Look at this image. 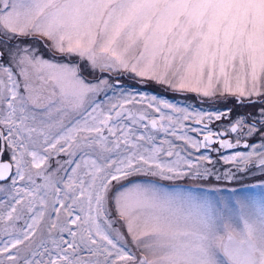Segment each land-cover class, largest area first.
Returning a JSON list of instances; mask_svg holds the SVG:
<instances>
[{"label": "snow or ice", "instance_id": "snow-or-ice-1", "mask_svg": "<svg viewBox=\"0 0 264 264\" xmlns=\"http://www.w3.org/2000/svg\"><path fill=\"white\" fill-rule=\"evenodd\" d=\"M104 73L258 112L102 103L119 87ZM254 169L264 0H0V264H264V201L238 199L233 218L159 183Z\"/></svg>", "mask_w": 264, "mask_h": 264}, {"label": "rangeland", "instance_id": "rangeland-1", "mask_svg": "<svg viewBox=\"0 0 264 264\" xmlns=\"http://www.w3.org/2000/svg\"><path fill=\"white\" fill-rule=\"evenodd\" d=\"M100 75V74H97ZM104 76L111 75L112 78L110 83L113 85H119L113 90H107L106 92H101L98 96V100L102 103H107L110 98L114 99L119 96L121 91L132 92L138 94H147L148 96L155 95L158 98L166 99L171 103H175L182 107H187L192 112H205V113H215L226 111L227 108L222 109L220 103L223 100H209L202 99L196 96L193 93H176L162 86L157 87L153 84L142 83L138 79H131L129 75L123 74L116 76L114 74L104 73ZM88 79H95L93 76H88ZM236 105L230 108L231 117L237 115H247L254 111L258 112V108H253L247 104L241 105L235 103ZM218 107V108H217ZM237 107V108H235ZM217 123V127L226 128L229 125L228 118L221 121H212ZM188 125H192V121L185 122ZM210 127L213 131H219L218 128ZM220 129V128H219ZM190 135H196L195 133H189ZM202 139V137H200ZM176 143H181L176 141ZM235 151V150H232ZM232 151L223 153L224 155H230ZM240 151H245L242 149ZM214 159L218 158L217 153H210ZM194 155H198L194 153ZM7 158V156H4ZM229 165L217 164L216 165V175L222 176L223 172L227 170ZM235 171V169H233ZM141 182H149L152 178L140 177L138 178ZM2 183V182H0ZM163 187L170 191L185 192L191 193L194 196L208 201L213 205H232L229 208L228 213L233 218L236 217L237 211L235 207V202L240 198H248L250 202H255L259 205L264 201V172H261L259 169H254L247 173L236 172V178L233 180H225L223 178L217 180L215 176L209 179H195L191 177H185L175 181H161L159 182ZM4 198V193L0 192V199Z\"/></svg>", "mask_w": 264, "mask_h": 264}, {"label": "flooded vegetation", "instance_id": "flooded-vegetation-1", "mask_svg": "<svg viewBox=\"0 0 264 264\" xmlns=\"http://www.w3.org/2000/svg\"><path fill=\"white\" fill-rule=\"evenodd\" d=\"M219 105H221V107H222V109H224V108H227V109H230V108H232L233 106H235L236 104H235V102L232 100V98H229V100L226 102V101H223L222 103H220ZM218 108V107H217ZM235 108H237V107H235ZM212 122H210V124H211ZM210 126V125H209ZM229 126V125H228ZM212 127H215V128H218L217 127V123L216 122H213L212 123ZM220 128V129H219ZM218 128V130L219 131H222L224 128H222V127H219ZM233 136L235 135V134H232ZM243 148L241 147L240 149H237V150H242ZM229 151H232V150H223V153H225V152H229Z\"/></svg>", "mask_w": 264, "mask_h": 264}, {"label": "trees", "instance_id": "trees-1", "mask_svg": "<svg viewBox=\"0 0 264 264\" xmlns=\"http://www.w3.org/2000/svg\"><path fill=\"white\" fill-rule=\"evenodd\" d=\"M149 84H153V85H155V86H157V87H161L162 88V86L161 85H157V84H155L154 82H148Z\"/></svg>", "mask_w": 264, "mask_h": 264}, {"label": "water", "instance_id": "water-1", "mask_svg": "<svg viewBox=\"0 0 264 264\" xmlns=\"http://www.w3.org/2000/svg\"><path fill=\"white\" fill-rule=\"evenodd\" d=\"M4 159V158H3Z\"/></svg>", "mask_w": 264, "mask_h": 264}]
</instances>
